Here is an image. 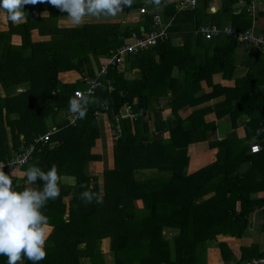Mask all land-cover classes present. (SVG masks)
I'll use <instances>...</instances> for the list:
<instances>
[{"label":"trees","instance_id":"obj_1","mask_svg":"<svg viewBox=\"0 0 264 264\" xmlns=\"http://www.w3.org/2000/svg\"><path fill=\"white\" fill-rule=\"evenodd\" d=\"M239 1L217 0L219 8L210 13L211 0H196L182 10L161 0V15L154 4L134 0L121 12L128 14L125 20L89 18L76 27L59 22L66 13L45 0L25 6L24 22L6 19L7 27L0 30V161L56 128L24 166L11 171L21 190L29 186L25 171L32 165L44 170L56 165L61 175L60 196L42 209L50 234L47 255L39 264H108L101 248L104 238L110 239L113 254L109 264H206L207 248L217 235H247L249 215L264 207V196H258L264 193V52L250 48L246 74L235 76L242 42L224 32L206 39L198 31L208 23L244 32L252 18L245 10L234 12ZM142 7L159 13L166 35L129 53L122 70L110 67L99 77V86L87 96L83 119L77 117L75 124L67 118L57 121L61 111L69 114L74 91L87 87V77L98 76L111 49L133 43V34L155 29L152 14L140 13ZM177 37L182 44L175 43ZM70 70L81 79L62 82L60 75ZM215 74L233 83L214 84ZM203 82L212 91L197 95ZM24 83L28 88L17 92ZM219 97L216 110L198 106ZM128 105L134 113L142 110L141 115L123 117ZM186 107L192 109L183 117L180 111ZM209 111L227 116L230 129L209 142L216 149L215 160L188 173V146L207 140L215 128L204 119ZM99 119L105 120L113 139V164L103 170L102 186L90 172V164L102 159L94 150ZM239 123L244 136L238 134ZM165 132L168 137L155 138ZM252 142L261 145L258 153L250 152ZM84 191L99 194L103 202H85ZM136 200L143 205L137 207ZM259 231L264 235V223ZM218 247L227 262L232 249L226 242ZM241 249L260 248L251 242ZM253 257H264V250L245 259ZM0 264H7V257L0 256ZM23 264L31 261L25 258Z\"/></svg>","mask_w":264,"mask_h":264},{"label":"clouds","instance_id":"obj_2","mask_svg":"<svg viewBox=\"0 0 264 264\" xmlns=\"http://www.w3.org/2000/svg\"><path fill=\"white\" fill-rule=\"evenodd\" d=\"M45 0H0V10L6 19L17 24L27 19L28 4ZM61 12L66 13L72 26H81L88 18L116 17L126 7H131L134 0H46ZM160 5L161 0H148ZM240 7V6H237ZM237 7H235L237 9ZM89 100L86 96L72 98L68 102L71 113L78 118L86 116ZM251 144V143H250ZM27 184H40L38 188L14 185L11 173L4 171L0 163V256L7 257V264H18L26 258L31 264H39L47 255L46 242L49 237L48 218L42 209L49 200L60 196L62 182L56 165L44 170L32 165L25 171ZM85 202L102 203L103 198L91 191L81 194Z\"/></svg>","mask_w":264,"mask_h":264},{"label":"crops","instance_id":"obj_3","mask_svg":"<svg viewBox=\"0 0 264 264\" xmlns=\"http://www.w3.org/2000/svg\"><path fill=\"white\" fill-rule=\"evenodd\" d=\"M135 1L140 2V3H145V4L149 3L148 0H135ZM168 1L174 2L178 9H180V10L183 9V8H180V5H181L183 0H168ZM239 2H246V1L240 0ZM155 7H157L156 9L159 10V12H161V15H162V13L164 11V5L162 3H160V5H158V6L155 5ZM240 7H242L240 13L238 11H236V8H235L234 12L236 14H241L243 12V10H245L248 12V14L252 18L251 26L249 28H247L245 31L252 28L254 33H256V34L263 33L264 32V0H253L250 4H247V2H246L245 5H241ZM147 8H150V7H147ZM217 8H219L217 0H211L210 6L208 8L209 12L214 13ZM253 10L255 11L254 13H253ZM2 13H4V12L2 10H0V18H1ZM41 14L47 15L48 12L43 11V12H41ZM5 16H6V14L4 13L3 17H5ZM104 18L105 17H101L100 19H104ZM127 18H128L127 13H120L116 16V19H120V20H125ZM132 20L134 23H136V24L138 23L137 18L132 17ZM88 21H90V20L88 19ZM162 21H163V19H162ZM0 22H1V19H0ZM4 24L5 23L3 20V25ZM63 25H72V24H63ZM0 26L3 29L6 28L2 25H0ZM140 29L144 30V26L142 24L140 26ZM0 30H2V29H0ZM175 43L176 44H182L183 43L182 38L181 37L175 38ZM241 44L242 45H240L239 50H238V59H237L238 60L237 61L238 67L236 69V75H235V76H239V77L246 74V72H247L248 67L244 63L246 62V60L249 57V49L252 48L248 44H244V43H241ZM105 59H106V57H104L102 59L101 64L106 61ZM124 62H125V60H124ZM60 78L63 79L62 82H64V83L75 82L77 79L78 80L81 79V75H79V73L75 70H70V71L63 72L60 75ZM87 78H90V77H87ZM212 81L214 84H220V85H224L225 83H228V84L233 83L232 80L225 82L224 79L222 78V75H220V74L213 75ZM202 88H203V90L200 93H198L197 95L202 94V93L207 94V93L212 91V87L208 86L206 84V82L202 83ZM18 89H21V88H18ZM21 91H23V90H21ZM221 98L222 97H219L218 99H210L209 102L202 103L201 105H198V106L207 105L208 107H211L213 110H216L214 105L217 102H219L221 100ZM191 109H192L191 107L183 108L180 111L181 116L186 117V115L191 111ZM170 110H171V108L165 103L166 114H169ZM218 110H220V109H218ZM204 119L206 122H213L215 128L213 130L209 131L207 140L194 142L188 146V156H189V163H188V168H187L188 173H192L194 171H197L201 167H203V166H205V165H207V164H209L215 160L216 149L210 148L209 142L216 140V139H222L230 129L231 123H230V120L227 118V116L218 117L214 111H209L208 113L205 114ZM99 127H100V134H99V139H98V142L96 145V147H97L96 151L102 155V159L100 160V162L101 161L105 162L104 159H106V162H105L106 166L105 167L112 166V164H113L112 151L109 153L112 156L111 160H109V162L107 160V157L104 158V156H103V150H105V149H106V151H105L106 156L109 155L108 151H107L108 148L103 149V147L105 145L108 146L107 144L110 143L109 141L107 142V138H108L107 135L109 132V128H108V125L105 122V120L99 119ZM237 131H238L239 136L245 135L243 125H241L240 123H239V128L237 129ZM105 136H106V139L104 140ZM161 136L166 138L169 136V132H165ZM249 146H250V144H249ZM109 150H110V146H109ZM258 196H264V193H259ZM239 205H240V202L237 201L236 206L238 207ZM249 218L251 219V226L247 230V235L245 237L237 238L231 234L230 235H228V234L227 235H224V234L217 235V237H216L217 239L213 240L212 243H210L209 247L207 248L206 264H245L248 262V260H246L245 257L251 258L255 253H258V252L260 253L261 251L264 250V235H262V232L259 231V227L261 226L262 223H264V207L263 208H257L254 211H252L251 214L249 215ZM170 234H172V233H170ZM218 242H226L228 244V246L232 249L230 251H231V254L233 257L230 256L229 260L227 262H225V260L222 257V251L218 247ZM251 242L257 244V246L261 250L260 249L259 250H245V253H243L244 251L241 249L242 245L244 243L248 244ZM101 248L103 249L102 252L104 253L105 260L108 261V264L111 262L114 263V260H112L113 254L110 250V239L109 238L103 239L102 244H101Z\"/></svg>","mask_w":264,"mask_h":264},{"label":"built area","instance_id":"obj_4","mask_svg":"<svg viewBox=\"0 0 264 264\" xmlns=\"http://www.w3.org/2000/svg\"><path fill=\"white\" fill-rule=\"evenodd\" d=\"M196 0H183L180 8H183L185 5H195ZM242 7H237L236 11L239 13L241 12ZM255 11L253 10V13ZM140 13H151L153 17V21L155 23V29L149 32H144L140 36H135L133 43H128L125 45H122L120 47H117L115 49H111L109 51V55L106 57V61L103 62L100 66L98 76L97 77H90L86 78L85 82L87 87L85 89H76L74 91V97L80 98L81 96H88L94 93L96 88L99 86V77L104 76L108 73L109 68H124V60L127 57L129 53L137 52L138 50L142 48H146L149 46H152L156 44L158 38H162L166 35V29L165 26L161 23V17L159 13L156 11H150L146 8L142 7L140 8ZM198 31L204 36L206 39H210L212 37H215L221 32H224L225 34H230L233 37L238 38L242 43L248 44L251 47H254L256 49H259L261 51H264V32L261 34L254 33L253 29H249L244 32H238L233 28L232 26H226L223 29H220L216 27L213 24H204L200 26ZM22 90V89H18ZM142 110L138 113H134L132 111V108L128 105L126 107V113L123 115L125 118L135 119L139 115H141ZM77 114L69 112L68 114V120L70 124H75L77 120ZM117 129L118 134L120 135V125H117L115 127ZM56 131V128L53 127L51 130H48L47 132L43 134H39L35 136L24 149L20 150L19 152L9 156L7 159L0 161V163L4 164V171L6 173H11L13 169L19 168L24 166L29 159L32 156V153L39 147L40 145H44L48 142L50 136L52 133ZM261 150V145L258 142H252L250 144V152L251 153H258ZM247 264H264V257L260 258H254Z\"/></svg>","mask_w":264,"mask_h":264},{"label":"rangeland","instance_id":"obj_5","mask_svg":"<svg viewBox=\"0 0 264 264\" xmlns=\"http://www.w3.org/2000/svg\"><path fill=\"white\" fill-rule=\"evenodd\" d=\"M3 14L4 13H2V15H1V24L0 25H2V26H4V27H7V21H6V16L5 17H3ZM89 19V18H88ZM88 19H87V21H88ZM3 20H4V25H3ZM89 20H91V19H89ZM59 22H61L62 24H71V22H70V20L65 16V17H62L61 18V21H59ZM0 29H3L1 26H0ZM16 88V87H15ZM15 88H14V90H15ZM28 88V84L27 83H24L23 85H22V87H21V89L24 91V89L26 90ZM12 91L11 90V92H10V94L11 93H15V91ZM22 92L21 90H17V92ZM3 94L2 93H0V96H2ZM166 100H167V98L165 97V98H163V101H162V103H166ZM166 113V112H165ZM170 113V112H169ZM102 116V115H101ZM100 116V117H101ZM66 118H68V113L67 112H65V110H63V111H61L60 113H59V116H58V118H57V121H61V120H63V119H66ZM108 138H107V142L109 141L110 143H108L107 145L108 146H104L103 147V149H105V148H108L107 149V151H108V154L111 152V150H112V144H111V141H113V139H112V135H111V130H109V132H108ZM106 139V136L104 137V140ZM109 146H110V150H109ZM96 148L97 147H95L94 148V150L96 151ZM158 149V148H157ZM159 150V149H158ZM105 151H106V149L105 150H103V156H104V158L105 157H107V160H108V162H109V160H111V154H109L108 156H106V154H105ZM105 160V162H106V159H104ZM105 162H103V161H98V162H96V163H91L90 164V172L91 173H93V175H97L98 177H99V184H101V186H102V173H103V170L105 169ZM29 186L30 187H32V188H35V186L32 184H29ZM28 186V187H29ZM34 186V187H33ZM135 205L137 206V207H141L143 204H142V202L140 201V200H136L135 201ZM251 221V219L249 218V222ZM103 250V249H102ZM105 251V250H104ZM19 264H21V262H19Z\"/></svg>","mask_w":264,"mask_h":264},{"label":"water","instance_id":"obj_6","mask_svg":"<svg viewBox=\"0 0 264 264\" xmlns=\"http://www.w3.org/2000/svg\"><path fill=\"white\" fill-rule=\"evenodd\" d=\"M245 4H246V2H239V3L235 4V6L237 7V6H241V5H245ZM161 135H162L161 133H157L156 136H155V138H158Z\"/></svg>","mask_w":264,"mask_h":264}]
</instances>
